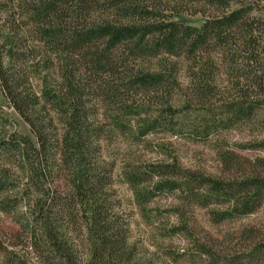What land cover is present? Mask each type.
I'll use <instances>...</instances> for the list:
<instances>
[{"label": "trees", "instance_id": "trees-1", "mask_svg": "<svg viewBox=\"0 0 264 264\" xmlns=\"http://www.w3.org/2000/svg\"><path fill=\"white\" fill-rule=\"evenodd\" d=\"M0 92L31 133L0 131L26 191L0 264H163L129 241L106 147L114 135L207 138L249 122L264 102V0H0ZM218 156L225 175L173 157L123 174L135 192L152 182L218 204V220L264 205V160ZM60 175L64 189L47 183ZM205 252L209 264H264V242L244 260Z\"/></svg>", "mask_w": 264, "mask_h": 264}, {"label": "rangeland", "instance_id": "rangeland-1", "mask_svg": "<svg viewBox=\"0 0 264 264\" xmlns=\"http://www.w3.org/2000/svg\"><path fill=\"white\" fill-rule=\"evenodd\" d=\"M184 18L195 24L200 21L199 15H185ZM0 131L2 136H10L14 131L31 135L28 126L4 100L1 92ZM214 133L199 138L157 132L129 145L123 136L114 135L107 145L108 154L116 159L113 187L128 219L129 241L136 245L141 257L163 264H209L211 259L207 251L215 253L221 261L236 257L244 260L255 243L264 242V205L244 216L218 220L217 214L222 209L218 204L203 203L186 190H157L152 182H143L140 191L135 192L123 174L125 164L133 162L146 166V163L173 157L181 168L225 175L218 156V151L223 149H230L243 162L246 159L264 160V145H257V142L264 141V102L249 122L229 129L220 128ZM159 145L163 146L162 149ZM17 163L16 158L0 156V170L4 167L10 169L5 175L7 190L0 191V235L7 246L14 241L11 236L18 232L17 223L24 211V202L20 198L25 197L26 191L22 190V173ZM47 183L65 188L62 175L48 179ZM5 197L7 202H2Z\"/></svg>", "mask_w": 264, "mask_h": 264}]
</instances>
